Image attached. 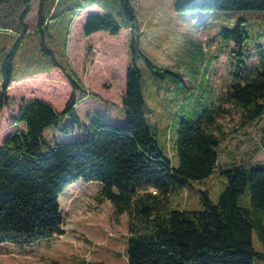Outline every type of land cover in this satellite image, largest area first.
I'll return each mask as SVG.
<instances>
[{
    "label": "trees",
    "instance_id": "1",
    "mask_svg": "<svg viewBox=\"0 0 264 264\" xmlns=\"http://www.w3.org/2000/svg\"><path fill=\"white\" fill-rule=\"evenodd\" d=\"M7 0H0V2ZM33 0L19 18L21 26L14 29L0 24V29L12 30L23 37L29 32L25 18ZM47 0H40L38 27L44 32L46 22L67 12L76 15L96 4L105 13L88 15L83 30L91 35L106 30L112 35L130 29V62L126 72V91L122 99L124 123H114L102 111L91 114L88 123L77 113L79 93L85 92L81 80L67 56L66 63L57 61L37 72H50L58 67L72 87L64 108L58 111L44 99L24 100L13 118L24 123L14 130L0 146V244H31L41 239L64 234V217L60 195L79 179L101 183L98 199L109 200L114 211L130 217L127 237V264H254L264 260V251L254 245V231L264 248V166L248 167L232 163L221 167L224 186L217 201L206 191L199 208L188 209L180 201L185 188L193 180L211 175L219 165L222 137L213 128L216 117L227 110L225 105L211 101L206 118L199 115L180 117L172 129L171 147L176 157L172 162L167 144H162L157 130L149 122V103L146 97L144 71L159 78H176L170 69H162L141 54L147 69L137 65L140 59L135 30L141 27L132 0H74L57 13L61 0H51L50 14L43 15ZM177 11L191 10H264V0H176ZM32 33V32H31ZM223 45L234 44L235 76L241 75V63L250 50L243 45L250 39L243 19L232 26L221 25ZM50 52V51H49ZM11 52L0 64L3 96L15 78ZM28 75H24V78ZM19 78V79H21ZM17 79V80H19ZM202 83H199V87ZM192 94V91H189ZM229 101L244 108L243 120L251 123L264 114V63L257 75L247 82H232ZM60 127L64 132L83 130L77 138L50 144L44 135L46 128ZM264 145V139L262 138ZM248 199V204L243 200ZM78 264H108L82 259Z\"/></svg>",
    "mask_w": 264,
    "mask_h": 264
},
{
    "label": "rangeland",
    "instance_id": "2",
    "mask_svg": "<svg viewBox=\"0 0 264 264\" xmlns=\"http://www.w3.org/2000/svg\"><path fill=\"white\" fill-rule=\"evenodd\" d=\"M51 0L43 7V15L50 14ZM74 0H61L57 13ZM176 0H132L141 27L135 30L140 59L137 65L147 69L141 54L154 65L170 69L178 77L159 78L145 72L146 97L152 130L167 144L169 155L175 164L176 157L171 147L172 129L180 117L199 115L207 117L210 102L225 105V111L217 115L213 128L222 137L219 149V165L205 179L193 180L182 195L173 198L188 209L199 208L206 191L217 201L224 186L221 167L232 163H244L248 167L264 166V114L251 123L243 120L244 108L229 101L228 90L235 80L243 83L257 75L264 63V10H191L177 11ZM26 6L25 0L0 2V24L19 28V18ZM40 0L31 2L25 23L30 34L18 37L12 30L0 29V64L13 51V75L15 77L42 70L53 64V55L61 63L70 59L85 92L77 104V113L85 123L91 114L99 110L114 123H124L122 99L126 91V72L130 62L129 43L131 30L117 36L110 34L83 38L80 22L74 29L72 14L46 22L44 32H34L38 27ZM243 19L247 24L250 39L243 45V52L250 50L241 65V75L235 76L238 48L226 45L220 33L221 25L232 26ZM32 32V33H31ZM82 37V38H81ZM50 51V52H49ZM1 69V67H0ZM41 73L30 78L26 84L8 89L0 108V142L8 129L15 130L13 111L21 97L52 99L56 109L61 110L72 93V87L60 69ZM199 83L202 86L199 87ZM192 91V94H189ZM2 81L0 77V101ZM15 97V102L11 100ZM6 102V103H5ZM69 122L64 119L60 126L44 130L48 143L55 139L70 140L84 134L83 130L64 132L60 127ZM18 127H23L19 123ZM101 183L81 179L69 185L59 201L64 217V234L41 239L31 244H0V264H78L80 260L101 261L108 264H127L126 247L130 217L117 213L109 200L99 201ZM248 204V199L243 200ZM254 245L264 251L254 231ZM254 264H264L256 260Z\"/></svg>",
    "mask_w": 264,
    "mask_h": 264
},
{
    "label": "crops",
    "instance_id": "3",
    "mask_svg": "<svg viewBox=\"0 0 264 264\" xmlns=\"http://www.w3.org/2000/svg\"><path fill=\"white\" fill-rule=\"evenodd\" d=\"M106 11L104 10V9H102L101 7H99V6H97L96 4H93V5H91V6H89L88 8H84L83 10H81L77 15H76V17L74 18V21H75V26H74V29H76L77 28V26H78V24H79V22H80V25H81V27H80V29H78V30H80V32H82V35H83V38H85V39H89V38H94L95 36H103V35H107V34H110L108 31H106V30H99V31H96V32H94V33H92L91 35H85V33H84V30H83V27H84V24H85V22H86V19H87V17H88V15H90V14H92V13H105ZM29 30H30V28H29ZM125 31H129L130 32V29H125V28H123V29H121L120 30V32H119V34L121 33V32H125ZM1 34V33H0ZM119 34H117V35H119ZM110 35H112V34H110ZM117 35H113V36H117ZM82 38V37H81ZM54 69H60V68H58V67H55V68H53V70ZM52 71H50V72H37L36 74H31V75H28V74H24V75H28V76H26V77H24V78H21V77H23L24 75H22V76H19V77H15V78H17V79H19V78H21V79H19V80H17V79H14L12 82H11V84L9 85V87L5 90V92H4V94H6V92H7V90L8 89H12V88H14L15 86H21V85H23V84H26L27 83V81L30 79V78H32V77H34V76H36L37 74H41V73H51ZM34 73V72H33ZM15 97H11V100L13 101V102H15V99H14ZM32 98H37V97H30V98H26V97H21L20 98V101L18 102V105H17V109H16V111H13V117L15 116V115H17L18 113H19V111H20V108H21V105H22V103H23V99L24 100H29V99H32ZM40 99H42V98H40ZM44 100H46L47 102H49V103H51L52 105H53V101H52V99H44ZM6 103V102H5ZM54 106V105H53ZM64 106H65V104H64ZM64 106H63V108H64ZM77 107V106H76ZM55 108V107H54ZM62 108V109H63ZM56 109V108H55ZM61 109V110H62ZM56 110H58V109H56ZM61 110H58V111H61ZM0 125H1V122H0ZM0 129H1V126H0ZM14 130H12V129H8V131L6 132V134L3 136V138H2V140H1V142H0V146L3 144V142H4V139L9 135V134H11L12 132H13Z\"/></svg>",
    "mask_w": 264,
    "mask_h": 264
},
{
    "label": "built area",
    "instance_id": "4",
    "mask_svg": "<svg viewBox=\"0 0 264 264\" xmlns=\"http://www.w3.org/2000/svg\"><path fill=\"white\" fill-rule=\"evenodd\" d=\"M14 122H15L14 124L17 126V128L15 130H18L20 128H24V123L23 122H21L23 124V127H18L19 126V123H17L15 120H14Z\"/></svg>",
    "mask_w": 264,
    "mask_h": 264
}]
</instances>
